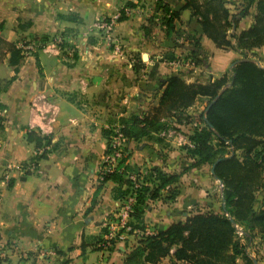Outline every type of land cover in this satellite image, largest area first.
Returning <instances> with one entry per match:
<instances>
[{"label":"crops","instance_id":"1","mask_svg":"<svg viewBox=\"0 0 264 264\" xmlns=\"http://www.w3.org/2000/svg\"><path fill=\"white\" fill-rule=\"evenodd\" d=\"M155 1L0 0L1 38L17 46L44 44L35 55V48L25 54L16 74L8 64V54L0 62V81L15 76L7 90L0 92V241L4 244L0 264H126V257L139 246L137 231L122 233L109 244L111 231L119 230L117 217L123 204L119 193L126 186L112 180L100 183L98 174L108 144L104 131L118 126L129 130L134 118H161L157 107L162 81L178 72L160 58L169 53L181 58L188 54V50L173 49V38L165 36L162 26H153L148 34L143 30ZM167 2L179 11L184 0ZM127 3L135 8L116 24L114 35L121 45L117 54L94 25L117 16ZM242 3L236 0L235 4ZM254 15L253 4L233 34L250 27ZM175 28L200 44L195 55L202 62L199 69L179 72L186 84L218 79L234 61L243 59L239 51L217 49L187 10L180 12ZM57 37L65 45L63 52L53 44ZM72 48L76 59L68 54ZM251 56L263 67L264 47L252 50ZM38 95L57 107V115L54 123L37 121L47 129L44 135L50 146L45 158L31 163L36 149L27 141L26 130L31 101ZM202 103L204 98H198L184 111L190 123L159 120L175 128L172 137H160L157 127L146 126L148 135L125 141V164L138 175L158 168L178 176L179 194L174 202L165 201L167 191L163 190L158 199L147 203L143 216L147 230L167 228L196 213L222 211L221 194L214 195L218 183L210 165L191 167L193 160L183 149L193 129L200 126ZM31 164L34 170L28 172ZM257 199L260 204L264 201V189ZM97 240H102L103 248L98 249ZM245 250L264 264V241L257 235ZM157 264L185 263L168 257ZM236 264L244 262L238 259Z\"/></svg>","mask_w":264,"mask_h":264},{"label":"trees","instance_id":"2","mask_svg":"<svg viewBox=\"0 0 264 264\" xmlns=\"http://www.w3.org/2000/svg\"><path fill=\"white\" fill-rule=\"evenodd\" d=\"M235 3L236 0H184L181 10L176 11L171 9L167 0H156L153 15L143 27L148 34L153 26H162L165 36L173 38V49L188 50V57L185 59L190 58L195 64L201 65L198 55L195 56L200 50L198 39L181 35L175 28V21L179 19L180 12L187 10L196 18L203 35L217 49L230 48L239 51L243 59L228 73L204 84H186L180 78V73L167 77L162 81L164 89L157 107L158 113H162L161 118L153 117L150 121L148 118H134L129 130L122 127L121 132L127 141L129 138L138 139L148 135L146 126L157 127L155 130L158 132L167 129L170 122L159 124L160 119L173 118L177 124L190 123V117L184 115L185 110L198 98H204L207 107L216 95L226 88L209 108L206 121H203L204 111L200 113V126L195 127L188 138L193 146L183 148L193 160L191 167L202 164L211 167L219 160L214 168V176L222 185L225 211L196 213L187 217L184 222L155 229L151 236L141 235L139 246L126 257V264H157L168 257L185 264H236L238 259L244 264H253L252 258L245 250L246 246L252 242L255 235L264 241V201L260 204L257 199L258 193L264 189V67L253 63L252 56L248 57L252 50L264 47V0H246V3L240 6ZM253 4L255 15L252 25L238 35H227L228 30L236 27L248 15ZM126 8L134 9L135 5L127 3ZM120 12L118 22L127 19L123 11ZM1 28L0 24V31ZM180 38H183L187 45L185 42L178 43ZM23 45L25 43L17 46L15 43L6 42L0 36V62L8 54V64L15 74L25 57ZM43 45L36 44L33 54L35 55L36 50H40ZM58 46L63 52V41ZM72 55L73 59H76L75 50ZM177 59L174 53H169L161 56L160 62H172ZM138 64L142 67L141 59ZM141 67L138 66L137 69ZM14 80L15 76L10 80L0 81V92L6 91ZM0 109H3L2 105ZM135 125L142 126L134 129ZM104 135L108 140L105 152V155H108L112 131H104ZM26 139L34 144L35 149L50 146L48 137L33 131L26 130ZM46 155L47 151H43L30 161L35 163ZM130 175L137 176L141 184L139 189L134 191V204L126 224L129 230L119 229L113 232L114 235L109 240L111 245L122 233L131 235L135 231L142 233L146 230L143 216L147 203L158 199L163 190L167 191V202H174L179 194L177 175H168L158 168H150L140 176L137 170L125 164V156L118 164L117 171L106 174L100 170L98 174L102 178L100 183L112 180L126 186V190L119 193L122 201L131 192ZM230 220L244 230V243L236 239L234 225ZM103 232L106 236L109 234L105 230ZM101 243L102 240L95 242L99 245L98 249L103 248Z\"/></svg>","mask_w":264,"mask_h":264},{"label":"built area","instance_id":"3","mask_svg":"<svg viewBox=\"0 0 264 264\" xmlns=\"http://www.w3.org/2000/svg\"><path fill=\"white\" fill-rule=\"evenodd\" d=\"M123 15L125 17H129L134 12L133 9L130 8H123ZM120 17V13L111 18L107 19H101L98 22L95 23L94 28L100 33V36L103 37V39L110 45L114 46V50L117 54H120L121 52V45L119 44L118 40L116 39L114 35V30L116 27V24L118 23V18ZM183 38H180L178 40V43H182ZM60 43H62V39L60 37H57L53 40V44L55 47L61 51ZM35 46L30 43H25V45L22 46V49L24 53L32 52ZM69 55L73 54V50L68 51ZM161 59V58H160ZM168 66L172 67L175 72H180L183 70L186 71H196L199 69V65L195 64L194 60L188 58H181L178 57L177 60L172 62H165ZM30 113L31 118L28 123V131L36 132L37 134L41 136H45L44 133L47 129L40 127L37 124L38 120H48L49 123H54L56 120L57 115V107L53 105L45 96L38 95L36 96L33 101H31L30 104ZM122 127L118 126L114 130H112V138L109 143V150L110 153L108 155H104L103 158V166L102 171L103 173L110 174L118 169V164L121 162L123 157L125 156V140L123 137V134L121 132ZM175 130L171 127H168L167 129L160 132V137H172L175 134ZM187 147L191 148L193 145L192 143L188 142L186 144ZM43 151H48V147H42L41 149H36L34 152V156L40 155ZM26 170L28 172H31L34 170V165L31 164L29 167H26ZM129 180L132 183V188L130 194L126 197V199L123 201V204L119 210L118 217H117V229H125L129 230V228L126 226L129 214L132 211V206L134 204V191L139 189L140 187V180H138L137 176L130 175ZM98 181H102V178L99 177ZM221 185H219L220 188ZM235 230V237L238 241L241 243L244 242L245 233L244 230L234 225ZM113 235V232L111 231V235ZM140 235L143 236H151L153 235V231L145 230L144 232L140 233ZM4 246L3 242L0 241V248ZM183 263V262H182Z\"/></svg>","mask_w":264,"mask_h":264},{"label":"water","instance_id":"4","mask_svg":"<svg viewBox=\"0 0 264 264\" xmlns=\"http://www.w3.org/2000/svg\"><path fill=\"white\" fill-rule=\"evenodd\" d=\"M235 30V26L232 27V31ZM241 60H237V61H234L231 65H230V68H233L236 64H238L239 62H241ZM253 63H255L256 65H259V62L256 61V60H252ZM226 88H223L217 95L216 97L207 105L206 109L204 110V113H203V121H206V113L208 112L209 108L218 100V98L221 96V94L225 91ZM233 155V153H231V156ZM219 160H217L212 166H211V169H210V174L211 176L216 180L215 176H214V168H215V165L216 163L218 162ZM217 182L219 183V185H221V182L219 180H217ZM221 188H222V185L220 186V194H221V202H222V205H221V209L222 211H225V206H224V199L222 197V191H221ZM231 223L233 224V221L230 220ZM234 225V224H233ZM253 260V264H258L257 263V260L255 258H252Z\"/></svg>","mask_w":264,"mask_h":264},{"label":"rangeland","instance_id":"5","mask_svg":"<svg viewBox=\"0 0 264 264\" xmlns=\"http://www.w3.org/2000/svg\"><path fill=\"white\" fill-rule=\"evenodd\" d=\"M244 3H246V0H242ZM240 6V5H239ZM239 8V7H238ZM236 28V27H235ZM235 31V30H234ZM230 34H233V31H232V29L231 30H228V32H227V35H230ZM184 35H186V34H184ZM185 41H184V39H183V41H182V43H184ZM181 44V43H180ZM186 57H188V54H187V56ZM263 67H264V65H263ZM229 71H227V73H228ZM206 100L204 99V103H202V107H203V110L202 111H204L205 110V107H206ZM168 127H171V128H173L174 130H175V128L174 127H172V126H168ZM177 132L178 133H181L180 132V130H177ZM218 183V182H217ZM215 187L216 188H214L215 190V194L214 195H217V193H218V191L220 192V189H219V183H218V186H217V184H215ZM219 189V190H218Z\"/></svg>","mask_w":264,"mask_h":264}]
</instances>
